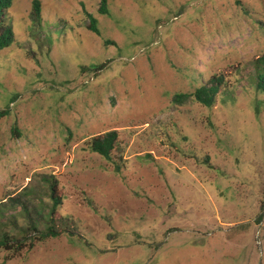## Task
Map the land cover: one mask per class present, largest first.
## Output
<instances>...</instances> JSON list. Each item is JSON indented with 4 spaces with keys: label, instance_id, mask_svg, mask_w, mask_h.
<instances>
[{
    "label": "rangeland",
    "instance_id": "1",
    "mask_svg": "<svg viewBox=\"0 0 264 264\" xmlns=\"http://www.w3.org/2000/svg\"><path fill=\"white\" fill-rule=\"evenodd\" d=\"M34 1L0 54V201L53 176L78 234L0 264H264V0H38L42 26ZM220 74L232 97L173 103ZM110 131L113 161L89 146Z\"/></svg>",
    "mask_w": 264,
    "mask_h": 264
},
{
    "label": "trees",
    "instance_id": "2",
    "mask_svg": "<svg viewBox=\"0 0 264 264\" xmlns=\"http://www.w3.org/2000/svg\"><path fill=\"white\" fill-rule=\"evenodd\" d=\"M14 0H0V54L12 46L15 41L11 26L7 25L8 10ZM31 17L35 25L42 26L41 3L35 0L32 5ZM108 0H101L99 13L108 14ZM90 19L89 30L100 35L97 19L86 13ZM253 78L258 92L264 93V54L256 56L252 63ZM232 97L231 84L224 74L214 75L208 81H204L192 93H179L173 98V103L179 106L193 100L204 107L212 108L216 105L220 96ZM8 110L0 111V117L7 116ZM14 133L19 135L17 126ZM119 134L110 131L91 139L89 146L93 153L113 161L112 154L116 150ZM115 172L120 173L122 164L114 162ZM43 188L41 191H33L25 188L16 196H7L0 201V251L4 250L15 256L24 249L32 250L36 244L45 242L51 238H58L63 234L74 237L76 227L73 220L70 221L71 229L64 228L68 219L57 216L62 198L58 195V181L53 176H42ZM48 200V201H45ZM92 204V203H91ZM264 209L258 216V223L264 218ZM9 260L8 258L5 261Z\"/></svg>",
    "mask_w": 264,
    "mask_h": 264
}]
</instances>
